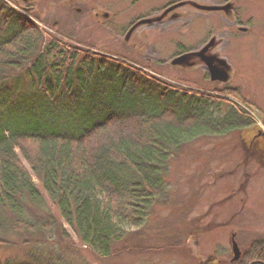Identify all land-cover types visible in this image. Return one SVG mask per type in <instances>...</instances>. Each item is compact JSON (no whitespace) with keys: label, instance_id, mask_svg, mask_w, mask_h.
Here are the masks:
<instances>
[{"label":"trees","instance_id":"1","mask_svg":"<svg viewBox=\"0 0 264 264\" xmlns=\"http://www.w3.org/2000/svg\"><path fill=\"white\" fill-rule=\"evenodd\" d=\"M61 42L43 47L44 32L0 0V244L10 246L12 236L39 243L38 236L53 232L69 241L44 211L33 174L79 240L97 260L109 261L127 251L126 229L143 226L166 200L177 151L252 121L233 106H218L216 117L207 94L161 87L139 70ZM21 84L27 89L17 94ZM224 88L217 93H238ZM0 264L62 263L31 255ZM238 264H264V240L250 244Z\"/></svg>","mask_w":264,"mask_h":264},{"label":"rangeland","instance_id":"2","mask_svg":"<svg viewBox=\"0 0 264 264\" xmlns=\"http://www.w3.org/2000/svg\"><path fill=\"white\" fill-rule=\"evenodd\" d=\"M4 1L37 21L44 32L43 47L60 38V45L71 51L108 57L115 67L143 76L149 71L161 87L178 84L192 90L191 95H209L216 117L222 116L218 106L224 112L240 107L252 125L195 140L177 151L166 174V200L143 226L126 229L127 251L109 261L97 260L79 240L32 174L45 200L44 211L64 226L69 241H60L54 232L38 236L39 243L23 244L12 236L7 240L13 244H0V260L28 261L33 255L58 258L62 264H230L232 232L243 251L264 239V165L246 160L244 151L257 131L264 133V0ZM30 7L36 10L27 13ZM233 18L239 26L229 21ZM238 27L249 31L240 33ZM212 36L209 48L198 49ZM209 63L221 74L206 76L209 68L201 65ZM117 83L115 90L120 89ZM225 85L238 93L215 94ZM15 86L11 84L16 91ZM25 89L21 84L17 94Z\"/></svg>","mask_w":264,"mask_h":264},{"label":"flooded vegetation","instance_id":"3","mask_svg":"<svg viewBox=\"0 0 264 264\" xmlns=\"http://www.w3.org/2000/svg\"><path fill=\"white\" fill-rule=\"evenodd\" d=\"M31 3H33V1ZM31 3L30 4L24 3V4L31 5ZM77 11L80 12V10ZM229 21H233L235 26H239L238 19L236 20L233 18L232 20ZM238 28L240 29L241 27ZM245 32L246 31H243L242 33ZM186 52L187 51L185 50L182 53H186ZM175 56L177 57V55ZM244 146H245L244 151H245L246 160L252 158L257 163L264 164V133L262 131H257L255 135L251 138V140L245 143Z\"/></svg>","mask_w":264,"mask_h":264},{"label":"water","instance_id":"4","mask_svg":"<svg viewBox=\"0 0 264 264\" xmlns=\"http://www.w3.org/2000/svg\"><path fill=\"white\" fill-rule=\"evenodd\" d=\"M23 1H28V0H23ZM232 252H233V258L231 260V263L238 262L241 257H242V252L235 241V235L232 237Z\"/></svg>","mask_w":264,"mask_h":264}]
</instances>
